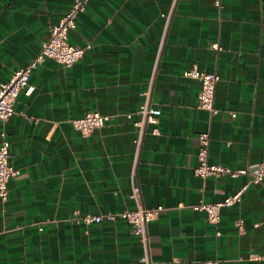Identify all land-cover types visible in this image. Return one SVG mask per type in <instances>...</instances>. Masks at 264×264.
<instances>
[{"label":"crops","instance_id":"1","mask_svg":"<svg viewBox=\"0 0 264 264\" xmlns=\"http://www.w3.org/2000/svg\"><path fill=\"white\" fill-rule=\"evenodd\" d=\"M73 1L0 0V82L30 62ZM70 41L90 47L70 67L46 58L34 91L0 120L19 170L0 197V264H137L142 247L126 220H73L134 208V181L146 206H165L149 226L153 264H264L250 258L264 252L263 185L249 183L218 223L191 206L251 178L197 174L201 132L212 163L256 171L264 161V0H87ZM193 65L220 75L214 115L199 107L201 81L184 73ZM148 90L160 133H146L137 153L123 113ZM95 110L112 118L83 135L72 119Z\"/></svg>","mask_w":264,"mask_h":264},{"label":"built area","instance_id":"2","mask_svg":"<svg viewBox=\"0 0 264 264\" xmlns=\"http://www.w3.org/2000/svg\"><path fill=\"white\" fill-rule=\"evenodd\" d=\"M176 1V0H175ZM215 5L222 7L223 0H213ZM87 0H74L70 8L51 26L50 35L41 43V47L30 62L19 67L14 71L7 81L0 82V120L7 121L16 111L15 104L21 93L30 95L34 91V85L30 82L33 70L46 58H51L57 62L70 67L79 61L90 44L79 45L70 41V32L76 27L77 16L86 8ZM172 11L164 13L169 19ZM214 48H220L218 42L211 44ZM185 75L198 78L201 81V91L199 94V107L206 109L211 115L218 112L216 106V88L220 75L216 72H207L193 65L187 69ZM146 98L137 108L125 111V115L132 121L136 128L137 135L134 139L137 153L143 143L146 133H160L159 123L162 114V108L151 102L150 90L146 93ZM112 118V114L101 111H88L82 116L72 119L73 126L83 135L104 126ZM0 141V197L6 200L9 194L8 182L15 177L19 170L11 162V140L6 130H1ZM200 148L198 151L199 164L195 167V172L203 177L214 176L222 177L230 175L236 177L239 175H250V180L234 193L226 196L224 199L216 202L200 199L192 204V208L202 211L212 223H218L221 219V209L241 200L242 193L249 183H259L264 186V161H262L256 171L248 168H232L220 163L210 161V143L211 134L206 130L199 134ZM133 175L135 172L133 171ZM130 197L134 199L136 206L132 209L122 211H106L104 213H76L73 218L76 222L89 225L102 221L126 220L132 227L134 234L142 247V254L137 264H153L152 246L149 226L151 221L157 219L165 209L163 204L155 206H146L142 199L141 185L134 181L131 186ZM239 229H243L242 221L237 222ZM250 258L253 260H263L264 252L259 254L252 253ZM205 264H218L217 260H207Z\"/></svg>","mask_w":264,"mask_h":264}]
</instances>
